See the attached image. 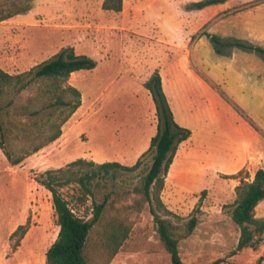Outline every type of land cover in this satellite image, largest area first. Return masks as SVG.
Listing matches in <instances>:
<instances>
[{"label":"rangeland","instance_id":"1","mask_svg":"<svg viewBox=\"0 0 264 264\" xmlns=\"http://www.w3.org/2000/svg\"><path fill=\"white\" fill-rule=\"evenodd\" d=\"M203 1L124 0L115 13L103 9L104 0H0V19L9 17L0 21L5 72L27 74L67 49L97 62L69 80L82 104L62 136L16 166L6 151L17 159L43 143L60 109L22 114L18 105L31 88L0 99V120L10 130L6 151L0 146V264L47 262L60 226L52 193L37 181L42 174L80 159L128 167L141 161L135 172L119 170L107 180L103 192L115 197L147 173L161 122L145 84L157 72L174 121L192 133L179 145L162 193L172 213L162 216L180 237L184 264H264V233L239 250L241 231L232 220L236 187L264 169V56L237 47L219 46L218 53L211 40L264 47V0L200 8ZM61 193L78 216L92 217V200L80 201L78 185ZM256 217L264 220V201ZM193 218L197 227L184 238ZM132 219L111 264H172L150 205Z\"/></svg>","mask_w":264,"mask_h":264},{"label":"trees","instance_id":"2","mask_svg":"<svg viewBox=\"0 0 264 264\" xmlns=\"http://www.w3.org/2000/svg\"><path fill=\"white\" fill-rule=\"evenodd\" d=\"M227 1L206 0L198 6L203 8ZM123 3L124 0H104L103 9L121 13ZM211 40L218 47V53L222 52L219 46L237 47L264 56L262 46L238 39L223 43L216 36H211ZM96 67L97 62L94 59L77 55L73 49H67L27 74L12 75L0 68V99L11 94L12 89L20 94L31 88L34 92L18 105L22 114L35 117L49 109H60L59 116L47 122L49 131L52 132L47 133L46 140L17 159H13L5 149L10 130L5 128L4 121L0 120V131L4 132L0 135V146L6 151L13 166L19 165L27 156L39 152L47 144L55 142L62 136L63 126L82 104L81 91L71 85L69 80L74 73L92 71ZM145 87L152 92L157 103L161 124L151 141L152 164L132 190L115 197L113 192H103L110 177H114L119 170L135 172L140 168L141 161L133 167H128L118 162L97 164L94 161L80 159L70 163L66 168L47 171L37 178V181L52 193L53 208L60 226L57 240L47 251L46 264H111L131 235L135 222L132 217L134 215L138 217L147 205L151 207L158 225L160 240L171 256L172 264H184L179 247L180 237L173 230L171 223L162 216L172 214L162 199V193L178 147L190 139L192 133L174 121L158 72L146 82ZM12 104L16 105L15 101H11L8 106ZM69 185L79 186L82 192L81 202L92 200V207L89 209L92 213L90 219L78 216L61 193V189ZM236 195L232 220L241 231L238 248L242 250L253 247L256 237L264 233V220L256 217L257 207L264 201V169H259L251 182L242 179L236 187ZM124 201L131 203L120 205ZM197 222V218L191 219L186 226L184 238L193 234ZM213 264H220V261ZM258 264H261V261Z\"/></svg>","mask_w":264,"mask_h":264},{"label":"crops","instance_id":"3","mask_svg":"<svg viewBox=\"0 0 264 264\" xmlns=\"http://www.w3.org/2000/svg\"><path fill=\"white\" fill-rule=\"evenodd\" d=\"M74 74H78V73H74ZM240 171H241V170H240ZM240 171H239V172H240Z\"/></svg>","mask_w":264,"mask_h":264}]
</instances>
